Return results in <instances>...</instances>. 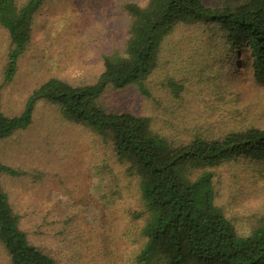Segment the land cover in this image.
<instances>
[{"label": "trees", "instance_id": "16d2710c", "mask_svg": "<svg viewBox=\"0 0 264 264\" xmlns=\"http://www.w3.org/2000/svg\"><path fill=\"white\" fill-rule=\"evenodd\" d=\"M121 1L98 70L46 78L12 112L3 89L34 45L48 0H0V141L42 111L83 129L98 199L111 207L108 233L129 237L128 219L137 227L128 264H264V214L237 189L249 178L264 200V0ZM23 175L0 158L6 263L74 264L81 246L70 223L33 225L12 201L9 185ZM34 177L36 188L48 175Z\"/></svg>", "mask_w": 264, "mask_h": 264}, {"label": "rangeland", "instance_id": "374dc122", "mask_svg": "<svg viewBox=\"0 0 264 264\" xmlns=\"http://www.w3.org/2000/svg\"><path fill=\"white\" fill-rule=\"evenodd\" d=\"M120 2L48 0L37 25L34 45L20 63L15 80L3 89L5 108L19 112L32 88L51 76L86 77L95 73L103 50L112 40V31L121 21ZM75 25L77 30L71 31ZM1 72L2 69L0 84ZM137 96L133 93L127 98L128 106L137 104ZM110 98L116 103L121 100L114 93ZM44 113L38 114L30 129L0 141V158L25 174L9 185L12 201L33 225L40 223L43 217L55 222L57 228L62 221L70 223V233L74 237L78 235L74 241L81 246L72 252L74 264H128L129 254L138 247L137 227L128 219L129 237L108 233L113 230H108L103 221L108 219L111 207L100 203L98 197L103 186L95 170L88 168L90 139L76 124L50 121L47 115L42 116ZM40 172L48 175L47 181L35 188L32 181ZM237 184L241 197L248 194L252 213L263 215L264 200L256 183L249 178L244 183V178L240 177ZM40 186H44L47 193H43ZM113 188L109 192H113ZM116 192L119 195V190ZM133 206L136 207V203ZM130 237L134 238L130 240ZM0 264H7L1 249Z\"/></svg>", "mask_w": 264, "mask_h": 264}]
</instances>
